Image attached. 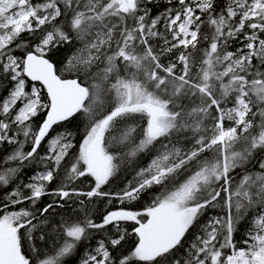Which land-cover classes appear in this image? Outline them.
<instances>
[{
  "label": "snow or ice",
  "instance_id": "obj_1",
  "mask_svg": "<svg viewBox=\"0 0 264 264\" xmlns=\"http://www.w3.org/2000/svg\"><path fill=\"white\" fill-rule=\"evenodd\" d=\"M0 264H264V0H0Z\"/></svg>",
  "mask_w": 264,
  "mask_h": 264
},
{
  "label": "trees",
  "instance_id": "obj_2",
  "mask_svg": "<svg viewBox=\"0 0 264 264\" xmlns=\"http://www.w3.org/2000/svg\"><path fill=\"white\" fill-rule=\"evenodd\" d=\"M141 203H143V201Z\"/></svg>",
  "mask_w": 264,
  "mask_h": 264
}]
</instances>
